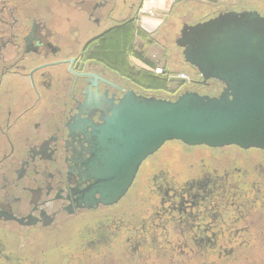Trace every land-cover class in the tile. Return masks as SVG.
I'll return each mask as SVG.
<instances>
[{
  "label": "flooded vegetation",
  "instance_id": "1",
  "mask_svg": "<svg viewBox=\"0 0 264 264\" xmlns=\"http://www.w3.org/2000/svg\"><path fill=\"white\" fill-rule=\"evenodd\" d=\"M144 1L123 0L125 16L76 52L68 41L70 35L68 39L58 35L36 19L25 23L17 15L18 5L0 0V88L6 81L0 101V222L8 223L11 231L29 228L33 235L25 238L43 245L47 237L54 239L45 250L53 249L59 264L251 261L261 255L254 252L264 233V157L260 156L264 149L167 141L183 147L176 151L168 145L163 150L165 142L149 155L117 202L87 200L86 189L92 182L86 164L91 123L99 125L125 90L140 97L170 99L142 88L122 70V35L129 34L143 17L156 19L140 13ZM115 8L110 5L107 20H113ZM155 10L162 14L152 32L164 30L179 52L178 60L171 57L168 64L185 65L198 74L197 79L169 75L168 81L190 82L191 88L185 91L215 95V91L199 89L215 84L220 93L223 83L205 79L188 63L178 39L188 27L227 13L254 11L264 17V0H156ZM90 19L100 24L95 10ZM138 30L145 29L138 25ZM173 76L187 81L171 80ZM234 147L242 153L224 150ZM142 170H150L142 177L143 189L134 193L132 205L123 208L120 204L133 194L130 190ZM2 232L0 228V241ZM38 249L41 254L42 246ZM53 257H43L44 264Z\"/></svg>",
  "mask_w": 264,
  "mask_h": 264
},
{
  "label": "water",
  "instance_id": "2",
  "mask_svg": "<svg viewBox=\"0 0 264 264\" xmlns=\"http://www.w3.org/2000/svg\"><path fill=\"white\" fill-rule=\"evenodd\" d=\"M178 44L205 79L223 83L222 91H185L172 100L125 90L99 125L91 123L89 202H117L141 163L167 141L264 149V17L227 13L188 27Z\"/></svg>",
  "mask_w": 264,
  "mask_h": 264
},
{
  "label": "rangeland",
  "instance_id": "3",
  "mask_svg": "<svg viewBox=\"0 0 264 264\" xmlns=\"http://www.w3.org/2000/svg\"><path fill=\"white\" fill-rule=\"evenodd\" d=\"M6 1L7 4H9V6H11L12 4H15L16 6L18 5L17 15H19L20 19L22 17L23 20H25V23H28L29 20L27 19H29L30 16L36 14V10H37L36 6L38 7L37 0H6ZM155 8H156V0L153 1L145 0L141 6V11H140V13H144L143 15H145L146 13L156 16V19L154 18H151V20L148 19L149 22L154 23L153 26L159 24L162 14L159 13L160 14L159 16V14H157V12L159 11H156ZM163 9L164 8H162V10ZM4 17L9 19L7 13L4 14ZM116 22L117 21L115 19L111 20L109 21L108 26L113 25ZM21 23L22 20L20 21V24ZM2 27H5V25L2 24ZM167 37L169 36L164 35V30L162 29L148 34L146 32L145 33L141 32L140 30L136 29V27H134L129 31V34L124 36L122 35V38L120 39L119 42V46L121 50L123 49L125 55L124 67H122V70L126 78H130L134 82L141 84L139 86H141L142 88L149 89L152 92L162 94L163 96L174 100L177 98V95L183 93L185 90H189L192 85L190 82H187L183 85L170 83L168 81V76L179 74L181 76L187 75L189 78L197 79L198 74L194 70L188 68V66L185 65L180 66L176 64L175 66L168 64V60L171 57L174 58L175 61L178 60L177 57L179 52L175 48V46L171 44V40L169 41V38ZM105 48H107V45H105ZM111 49L114 50L115 48H111ZM143 59H147L148 63H145L144 61H142V63L144 62L143 64L149 65L150 70L147 69L144 70L140 68L141 66L140 63L141 60ZM108 62L113 64L111 60H109ZM18 80H22V77H19ZM5 84L6 81L4 80V83L0 88V101L3 100V91ZM199 90L201 92L215 91V95H218L217 93H219L220 91L218 85L215 84L212 85L211 87H208V89L200 88ZM168 145L174 148L176 151H179V149L183 147V145L178 142H167L163 150L166 149L165 147ZM236 149L237 148L234 147V149L226 148L224 150H232V152L239 151L242 153L241 150H236ZM195 151L198 152L201 150L195 149ZM160 153L161 150L155 156H159ZM240 155L241 154L239 153V156ZM255 156L257 158L259 157L258 155ZM260 156L264 157V153H261ZM147 160L152 161L153 159L148 158ZM149 172L150 170H142V176L137 178L132 189L130 190L132 191L133 194H130V196L120 204L123 208H127L130 205H132L135 198V196H133L134 193H136V191H141L143 189L141 188L142 177H146V175H148ZM145 185H147V183ZM137 188H139L140 190H137ZM262 219L264 220V211L262 212ZM0 228L3 231L2 232L3 240L0 241V249H3L5 247V249L2 250L3 251L2 255L0 256V264H44L47 262V260L43 259V257H45L46 255L47 257H53L52 256L54 255L53 249L48 248V250H45V245L49 246L53 244L54 239L47 237L45 240V245H43L37 242L36 240H34V238L32 239H27V237L25 238V235L28 233H31V235H33L32 231L29 228L19 227L20 229L18 228V230H16L14 228L15 231H11L9 224L6 222H0ZM261 237H262L261 241L258 244L259 247L257 251L254 252V254L260 252L261 255H258L257 258H252L251 261L243 260L241 264H264V233L261 235ZM57 238L58 237H56V239ZM40 245L43 248L41 254H39L40 250L38 249ZM56 259H57L56 257L50 258L48 261L49 264H59V261Z\"/></svg>",
  "mask_w": 264,
  "mask_h": 264
},
{
  "label": "crops",
  "instance_id": "4",
  "mask_svg": "<svg viewBox=\"0 0 264 264\" xmlns=\"http://www.w3.org/2000/svg\"><path fill=\"white\" fill-rule=\"evenodd\" d=\"M106 2L107 5L103 7L100 5L102 2ZM123 0H37L36 14L30 16L31 19H36L40 24L45 25L47 29H52L58 35H64L68 41L74 45V51H79L94 35L101 32L103 28L108 26L110 20L105 18L108 9L116 7L114 9L113 20L125 16V7L122 6ZM109 3V5H108ZM94 5H100L96 9H93ZM116 5V6H115ZM95 10V15L100 17V24H94L90 19V15ZM120 14V16H119ZM152 17H143L141 22L135 26L138 29V25L143 27L144 31H153L157 24L148 21ZM145 33V32H144ZM147 33V32H146ZM150 34V33H148ZM68 36V37H67ZM147 62V59L141 60L142 69L150 70L149 65L142 63Z\"/></svg>",
  "mask_w": 264,
  "mask_h": 264
},
{
  "label": "built area",
  "instance_id": "5",
  "mask_svg": "<svg viewBox=\"0 0 264 264\" xmlns=\"http://www.w3.org/2000/svg\"><path fill=\"white\" fill-rule=\"evenodd\" d=\"M151 1H153V0H151ZM183 77H184V75H182Z\"/></svg>",
  "mask_w": 264,
  "mask_h": 264
},
{
  "label": "bare ground",
  "instance_id": "6",
  "mask_svg": "<svg viewBox=\"0 0 264 264\" xmlns=\"http://www.w3.org/2000/svg\"><path fill=\"white\" fill-rule=\"evenodd\" d=\"M149 9V8H148Z\"/></svg>",
  "mask_w": 264,
  "mask_h": 264
}]
</instances>
